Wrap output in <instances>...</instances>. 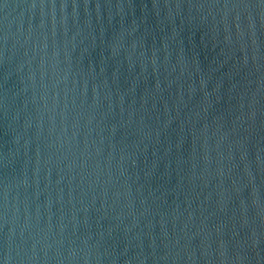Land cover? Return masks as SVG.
<instances>
[{
  "label": "water",
  "instance_id": "1",
  "mask_svg": "<svg viewBox=\"0 0 264 264\" xmlns=\"http://www.w3.org/2000/svg\"><path fill=\"white\" fill-rule=\"evenodd\" d=\"M0 264H264V0H0Z\"/></svg>",
  "mask_w": 264,
  "mask_h": 264
}]
</instances>
